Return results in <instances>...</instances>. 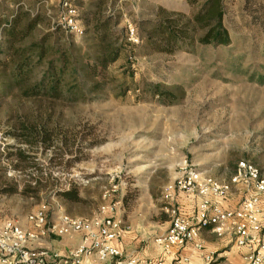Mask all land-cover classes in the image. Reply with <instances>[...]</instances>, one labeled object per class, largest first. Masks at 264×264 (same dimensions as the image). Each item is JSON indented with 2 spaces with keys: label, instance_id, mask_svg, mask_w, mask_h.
I'll list each match as a JSON object with an SVG mask.
<instances>
[{
  "label": "rangeland",
  "instance_id": "374dc122",
  "mask_svg": "<svg viewBox=\"0 0 264 264\" xmlns=\"http://www.w3.org/2000/svg\"><path fill=\"white\" fill-rule=\"evenodd\" d=\"M59 1L0 0V17L18 7L31 15L38 11L45 19L42 28L33 30L32 38H37L49 30L46 14L50 10L56 15ZM88 1L87 7L95 0ZM201 2L191 6L188 0H106L114 16H121L118 28L131 24L138 32L149 31L160 7L188 17ZM120 4L123 11L117 8ZM79 10L82 16L83 8ZM224 10L230 45L191 42L172 54L151 47L140 51L125 32V51L108 69L131 88L124 96L107 92L84 102L26 98L18 89L3 93L0 85V191L12 179L22 186L29 173L42 182L35 196L0 192V225L11 219L28 227L27 215L43 206L50 220L58 211L93 217L111 199L120 203L132 224L158 220L161 226L171 220L164 190L188 171L230 181L238 163L248 160L264 173V0H224ZM87 37L73 34L79 46L89 44ZM2 47L0 40V58H5ZM5 68L0 64V81ZM144 82L181 86L183 97L165 105L159 96L142 92ZM45 121L56 149L45 150L41 137L30 146L7 133L14 126L23 127L19 133L40 131ZM20 145L35 155L37 168L21 164L17 171L8 161ZM70 186L77 187L83 201L57 194Z\"/></svg>",
  "mask_w": 264,
  "mask_h": 264
},
{
  "label": "trees",
  "instance_id": "16d2710c",
  "mask_svg": "<svg viewBox=\"0 0 264 264\" xmlns=\"http://www.w3.org/2000/svg\"><path fill=\"white\" fill-rule=\"evenodd\" d=\"M199 1L201 0H188L191 6L197 5ZM77 4L83 7L81 20L88 36L89 44L83 46L75 42L72 33L52 25V18L56 15L46 14L49 30H45L37 38H32L36 37L32 35L33 30L42 28L44 24L45 18L38 11L31 15L29 11L18 7L11 15L2 14L0 40L5 58H0V64H4V70L7 71V74H1L3 80L0 85L3 93L18 89L26 98L84 102L101 99L103 96L98 97L101 93L109 92L117 97L130 91L128 85L110 76L108 72L110 65L116 62L126 47L124 40L128 30L126 27L118 28L121 16H114L113 7L106 0L91 1L89 7L84 0H78ZM158 10L161 13H158L157 19L151 21L149 31L140 29L138 32L140 42L134 43V50L141 51L145 47H151L172 54L191 42L215 47L230 45L231 35L224 24V0H202L197 11L188 17L176 11H170L174 12L170 14L162 7ZM183 18L186 20L182 21ZM7 65L11 66L9 70ZM37 68L40 71L38 77H35ZM142 92L159 96L160 101L168 105L182 98L184 90L181 86L165 88L159 83L144 82ZM46 122H42L40 131L30 129V132L19 133L21 131L18 130L23 127L14 126L7 133L30 146L38 143L37 138L41 137L40 143L45 150L52 147L56 149L54 133L45 129ZM16 149L7 157L15 170H22L21 164L38 167L34 154L23 149L21 145ZM39 172L42 174L43 169L40 168ZM46 174L47 178L52 177L50 173ZM31 175L32 173L28 174L29 179L22 186L14 179L4 183L0 192L35 196L42 182L41 177ZM9 183L12 185L6 186ZM57 194L67 201H83L75 186L60 190Z\"/></svg>",
  "mask_w": 264,
  "mask_h": 264
},
{
  "label": "built area",
  "instance_id": "2783aa9c",
  "mask_svg": "<svg viewBox=\"0 0 264 264\" xmlns=\"http://www.w3.org/2000/svg\"><path fill=\"white\" fill-rule=\"evenodd\" d=\"M78 0H60L52 25L78 37L86 35ZM47 15H51L48 10ZM128 40L138 43V30L128 24ZM244 186V196L235 208H225L220 201L228 197L233 187ZM196 200L191 213L179 206L180 196ZM107 194H104L106 197ZM167 211L171 220L165 235L155 237L162 247L163 257L147 259L145 264H166L173 256L172 264H192L183 250L192 245L193 251L202 254L206 264H213V252H206L201 239L205 228L219 236L230 233L238 246L248 249L244 264H264V173L254 162L238 163L230 181H219L204 172L188 171L164 190ZM118 201L103 203L99 214L81 217L58 211L53 220L47 216L46 207L29 213V226L24 227L11 219L0 225V264H48L53 258L62 264H141V259L126 255L116 243L131 224L124 214H119ZM80 234L81 242L62 254L38 243L46 237Z\"/></svg>",
  "mask_w": 264,
  "mask_h": 264
},
{
  "label": "crops",
  "instance_id": "0c3cea01",
  "mask_svg": "<svg viewBox=\"0 0 264 264\" xmlns=\"http://www.w3.org/2000/svg\"><path fill=\"white\" fill-rule=\"evenodd\" d=\"M85 4H88V0H84ZM122 1V0H120ZM83 8V7H82ZM123 11V4L117 7ZM123 21V20H122ZM124 20L123 22H125ZM122 22V24H123ZM85 26V25H84ZM244 186L233 187L230 195L220 201L225 208H235L240 203L244 196ZM179 206L183 212L191 213L196 200L180 196ZM112 202L111 199L105 201V203ZM167 204V203H166ZM118 213L120 214V206ZM99 214V211L97 215ZM122 214V213H121ZM96 216V215H94ZM125 216V215H124ZM131 224V230L126 231L120 240L117 241L116 245L122 249L126 255H133L141 259L140 263L145 264L144 261L152 258L163 257V249L155 242V237L165 235L169 226V219L167 218L160 225H156L157 221L153 224L145 225L144 223L137 222ZM201 239L206 247V252H213L215 260L213 264H244L243 256L248 252V249L243 246H238L235 243V238L232 234L227 233L222 236L216 234L210 228H205L201 233ZM81 242L80 234H72L71 236L60 237L59 239L48 240L45 238L40 241L37 246H41L50 250L60 251L62 254L68 252L72 247L77 246ZM183 253L190 256L192 264H206L203 256L200 253L194 252L192 245H188ZM173 256L166 258V264H172ZM48 264H62L58 260L50 258Z\"/></svg>",
  "mask_w": 264,
  "mask_h": 264
}]
</instances>
